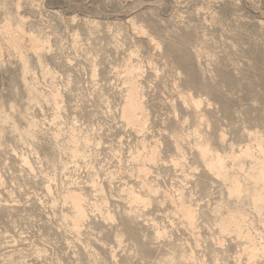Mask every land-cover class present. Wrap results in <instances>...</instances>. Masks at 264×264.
<instances>
[{"label": "rangeland", "instance_id": "rangeland-1", "mask_svg": "<svg viewBox=\"0 0 264 264\" xmlns=\"http://www.w3.org/2000/svg\"><path fill=\"white\" fill-rule=\"evenodd\" d=\"M263 170L264 0H0V264H264Z\"/></svg>", "mask_w": 264, "mask_h": 264}, {"label": "bare ground", "instance_id": "bare-ground-1", "mask_svg": "<svg viewBox=\"0 0 264 264\" xmlns=\"http://www.w3.org/2000/svg\"><path fill=\"white\" fill-rule=\"evenodd\" d=\"M131 100V99H130ZM128 103H130V102H128ZM129 116L131 117V118H133L134 117V112L133 111H135V105H133V104H131L130 103V105H129ZM127 110V109H126ZM126 113V112H125ZM130 119V118H129ZM136 119V118H135ZM263 173H262V175L261 176H263L264 177V170L262 171ZM137 196V195H136ZM73 203H74V207L76 208V212H77V216H76V219H81V218H83L84 217V215H85V213H84V210L82 209V207H81V204H80V196H75L74 197V199H73Z\"/></svg>", "mask_w": 264, "mask_h": 264}]
</instances>
